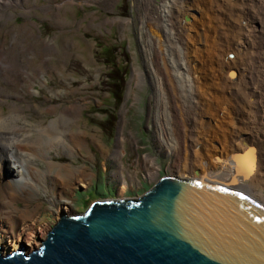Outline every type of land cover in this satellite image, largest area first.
I'll return each instance as SVG.
<instances>
[{"label":"bare ground","instance_id":"bare-ground-1","mask_svg":"<svg viewBox=\"0 0 264 264\" xmlns=\"http://www.w3.org/2000/svg\"><path fill=\"white\" fill-rule=\"evenodd\" d=\"M17 1L12 0L13 3H20ZM142 1L141 3L146 6L142 26L143 29L146 28L150 70L156 83L159 108L155 113L156 145H160L168 155L177 158L178 166L175 165V173L178 176L223 183L250 194L264 204V0H241L243 20L238 30L241 37L237 35L238 37H235L237 40L231 41L230 49L236 59L242 55L244 60L240 66L238 65L240 61L236 65V62L227 60L229 72L226 75H222L220 69L216 68L213 59L218 53L212 52L215 47L217 48L214 20L207 24L210 26L207 34L206 27L201 28L203 25L206 26L205 20L212 13L210 9L207 11L203 9V14L199 15L198 12L195 14L196 11L193 13L190 6L187 8L183 6V2L191 0H163V3L157 6L153 14L156 18L153 19L148 16L154 9L156 0ZM234 1L236 0H231ZM9 2L10 0H0V16L4 7H6L4 15L10 14L7 9H10L13 3ZM64 2L73 3L70 0ZM217 3L219 4L218 1ZM64 5L66 4H58L56 8L60 11ZM239 8L237 6L235 10ZM152 19L154 22L150 24ZM55 20L60 24L66 22L58 13ZM155 29L160 30L163 37L159 36ZM20 32L27 34L31 42L10 44L9 47L0 43V128L8 135L4 144L5 152L0 153V192L4 197V205L13 210L12 212L6 210L4 216L0 218V224L2 223L0 247L17 251L23 243L28 251H32L40 246L39 234L46 228L40 225L36 227L38 215L35 214H29L30 216L27 214L28 218L22 219L23 225L17 223L12 216L17 215L14 211L15 203L18 200L25 202L33 199L39 204L37 205L39 208L41 203L37 197L38 191L44 190V193L48 194L45 187L48 180L57 181L61 187L63 186L62 189H65L69 184L70 175L74 173L73 176L83 182L86 174H82V169L74 170L71 166L54 163L50 160V155L55 150L67 151L72 156L79 154L88 137L82 131H73L74 125L78 126L80 123L79 116L83 111L78 104H71L61 110H59L61 106L41 109L42 112L55 116L47 123L31 124L28 121L25 109L32 110L28 103L27 107L11 104L7 114L3 113L2 105L6 98L23 101L26 95L39 94L34 84L46 86L47 77L51 75L48 69L52 54L64 60L62 69L57 70L59 76H64L66 71L65 47L58 48L54 40H45L37 28L31 29L30 26H26ZM63 44L69 47V43ZM31 54L41 57V65L33 64ZM157 54L160 56L156 57ZM169 67L172 70L171 78L175 88L179 91L177 94L174 90V99L170 98L168 90ZM3 84L19 85L20 99ZM61 93L62 91H59L55 96L59 97ZM206 118L208 123H203ZM199 121L201 123L198 124ZM118 131L114 159L119 169L115 171L116 179L113 181L120 183L124 192L125 187L135 184L139 179L137 173L124 176L121 160L125 156L124 137L122 129L119 128ZM91 139L95 140V137ZM250 148L255 149L257 156L254 173L249 178L237 176L233 156ZM37 159L47 163L45 170L36 166ZM146 160L150 162L152 171L146 166L145 176L153 178L157 175L159 167L155 164L154 158L147 156L145 162ZM19 196L22 198L19 199ZM58 201L59 199L54 202V197L50 200L60 208L57 215L68 212L73 206L69 199L60 200L59 203Z\"/></svg>","mask_w":264,"mask_h":264},{"label":"rangeland","instance_id":"rangeland-1","mask_svg":"<svg viewBox=\"0 0 264 264\" xmlns=\"http://www.w3.org/2000/svg\"><path fill=\"white\" fill-rule=\"evenodd\" d=\"M18 1L21 4L13 3L10 0L13 4L10 9H7V12L11 16L10 14L4 15L3 11L6 13V7L2 10V15L0 16V43L5 44L6 47L15 43H30L31 39L29 36L20 31H23L26 26H30L31 29L37 28L45 40H54L58 48L65 47L67 52L65 57L66 71L64 76H59L57 70L62 69L64 60L52 54L49 62L50 68L48 69L51 75L47 77L46 86L34 84V88L37 89L39 94L34 96L26 95L23 101L16 100L17 98H6L2 105L3 113L7 114L11 104L27 107L28 103L32 106L31 111L27 110L28 108L25 109L28 121L31 124L47 123L55 116L42 112L41 109L49 106H61L59 109L61 110L64 107L71 106V104H78L83 111L79 116L80 123L78 126L74 125L73 131H82L88 137L84 148L79 154L72 156L67 151L55 150L50 155V160L54 161V163L71 166L74 170L82 169V174H86L82 180L83 182L74 177V173L70 175V185L67 184L65 189H62L63 186L61 187L57 181L48 180L45 185L48 194H45L44 190H39L37 195L42 206L40 204L39 208H37L39 204L33 199L25 202L18 200L15 203L14 211L18 216H12L17 223L23 225L22 219L28 218L29 214H35L36 216L38 215L36 227L40 225L46 228L41 230L39 234L41 240H38V245L41 246L42 242L48 238L49 231L60 219L61 214L57 215L60 208L54 204L58 199L59 201L69 199L73 203L68 212L64 213H85L97 200L110 198L139 199L151 191L159 180L166 175H174L184 179L193 178L178 176L175 173L177 158L168 155V152L161 148L160 145H156L155 142V130L157 129L155 113L156 110L158 112L159 108L156 98V83L150 70L149 47L147 46V35L145 34L146 28L143 29L142 26V19H144L146 11V6L141 3L143 1L70 0L73 2L72 4L65 3V0ZM191 1V3L188 1L183 2V6L185 8L190 6L193 13L196 11L195 14L197 12L199 15L203 14V9L204 11L210 9L213 13L207 16L209 20L206 19V26L203 25L201 28L205 29L206 27L207 34L210 29L207 24H210L209 21L214 20L215 30H217V44H215L217 48L214 46L213 51L211 50L212 48L210 51L214 54L218 51L213 58L215 66L218 70L220 69L222 75H226L229 72L228 61L236 62V65L239 63L238 65L240 66L244 60L242 55H240L241 58L239 56L236 59L232 49H230L231 41L234 42V40H237L235 37L241 35L238 30L243 20V11H241L243 6L241 4L243 3L241 0H236L237 3L236 1L231 2V0ZM161 2L163 3V0L155 1V7L148 16L149 18H156L153 14ZM193 2L196 3L193 4ZM63 3L66 5L58 11L56 6ZM237 6L240 7L239 10H235ZM57 13L60 18L66 20L65 23L60 24L55 20ZM204 15H206V12ZM217 15L221 16L218 17ZM230 15L233 17L232 19H235L236 16L238 19L232 20ZM3 16L5 18L2 19ZM213 16H216V18ZM176 17H178V14ZM153 19L152 21L150 20V24L154 22ZM148 27L150 28V26ZM156 32L163 37L160 30H156ZM234 32H236L235 35H233ZM191 36L193 37V35ZM63 43H69V47ZM31 56L33 57V64L36 66L41 65V57L33 54ZM158 56L160 55L157 54L156 57ZM108 59L126 70V82L123 88V99L120 104L115 101V90H112L108 81L110 70L114 72L113 64L111 65ZM217 74H219L218 71ZM167 75L170 78L168 83L170 98L174 99V90L177 94H179V91L175 88L171 78L172 70L170 67ZM3 86L11 93H14V95H18L20 99L19 85L3 84ZM59 91H62L61 96L56 97L55 94L59 93ZM114 114L117 118L114 117ZM109 116L112 117V120L108 118ZM205 120L203 123H206L208 118ZM199 123L201 122L199 121ZM119 128L122 129L124 137L125 156L121 159L124 166V176L129 173H137L139 179L135 184L125 187L124 192L122 191V185L113 181L114 173L119 169L116 159H114ZM93 136L95 140L91 139ZM7 138V133L0 128V153L5 152L4 144ZM158 146L159 148H157ZM147 156L154 158L155 164L159 167L157 175L153 178L145 176L146 166L152 171L150 162H147V160L145 162ZM35 164L41 170L47 168V163L44 160L37 159ZM82 183L84 186H81L83 185ZM53 197L54 202L52 203L50 200ZM20 198L22 196H19ZM3 202L4 197L0 192V218L4 216L6 210L13 211L12 208H7ZM0 226H2V223ZM39 247L37 246L36 248Z\"/></svg>","mask_w":264,"mask_h":264},{"label":"water","instance_id":"water-1","mask_svg":"<svg viewBox=\"0 0 264 264\" xmlns=\"http://www.w3.org/2000/svg\"><path fill=\"white\" fill-rule=\"evenodd\" d=\"M233 161L249 178L256 151ZM0 264H264V204L223 183L166 175L139 199L63 213L34 251L0 247Z\"/></svg>","mask_w":264,"mask_h":264},{"label":"trees","instance_id":"trees-1","mask_svg":"<svg viewBox=\"0 0 264 264\" xmlns=\"http://www.w3.org/2000/svg\"><path fill=\"white\" fill-rule=\"evenodd\" d=\"M108 62H110L111 65L113 64L112 67L114 69V72L110 70L109 75H108L109 77L108 81L110 82V87L112 88V90H115L114 91L115 101L117 102V104H120L121 100L123 99V88L126 82V74H125L126 70L119 64H115L109 59H108ZM114 117L117 118L115 114H114ZM108 118L112 120L111 116H109Z\"/></svg>","mask_w":264,"mask_h":264}]
</instances>
